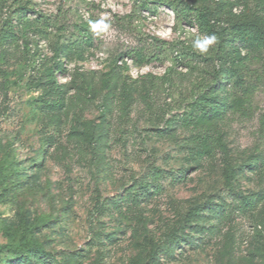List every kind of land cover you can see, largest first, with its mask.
<instances>
[{"label":"rangeland","instance_id":"rangeland-1","mask_svg":"<svg viewBox=\"0 0 264 264\" xmlns=\"http://www.w3.org/2000/svg\"><path fill=\"white\" fill-rule=\"evenodd\" d=\"M148 8L0 0V247L49 253L0 264H264V59L250 111L222 112L202 156L193 119L231 84L214 44L193 47L204 33Z\"/></svg>","mask_w":264,"mask_h":264},{"label":"trees","instance_id":"trees-1","mask_svg":"<svg viewBox=\"0 0 264 264\" xmlns=\"http://www.w3.org/2000/svg\"><path fill=\"white\" fill-rule=\"evenodd\" d=\"M151 3L169 9L174 14L176 25L196 26L206 37H216L211 51L217 65L214 79L218 81L222 77L230 82L229 105L219 106L216 102L207 100L193 119V125L201 131V135L196 138L199 153L211 156L216 146V121L222 112L229 110L245 116L250 111L257 85L247 81V63L251 56L256 60L264 59V17L251 13L247 0H134V4L144 10L149 9L148 5ZM149 49L133 50L125 55L140 67L158 61L162 48L154 46ZM247 205L250 210L256 207L253 202ZM31 251L49 256L48 252L31 243L0 247V255L6 254L9 259Z\"/></svg>","mask_w":264,"mask_h":264},{"label":"clouds","instance_id":"clouds-1","mask_svg":"<svg viewBox=\"0 0 264 264\" xmlns=\"http://www.w3.org/2000/svg\"><path fill=\"white\" fill-rule=\"evenodd\" d=\"M216 42L215 36L204 37L203 39H197L194 41L193 47L201 54H206L211 45Z\"/></svg>","mask_w":264,"mask_h":264}]
</instances>
